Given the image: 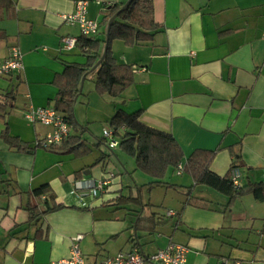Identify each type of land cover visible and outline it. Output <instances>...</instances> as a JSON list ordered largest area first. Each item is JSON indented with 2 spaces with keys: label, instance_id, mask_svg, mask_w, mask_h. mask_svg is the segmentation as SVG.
Returning <instances> with one entry per match:
<instances>
[{
  "label": "crops",
  "instance_id": "1",
  "mask_svg": "<svg viewBox=\"0 0 264 264\" xmlns=\"http://www.w3.org/2000/svg\"><path fill=\"white\" fill-rule=\"evenodd\" d=\"M76 1L0 0V59L12 47L23 55V68L0 78V264L68 257L79 234L86 264L134 248L150 256L172 242L188 248L185 264L225 258L264 264V201L195 186L185 170L154 179L119 145L110 149L103 135L119 111L137 113L141 123L174 137L184 167L196 150L213 151L214 174L225 177L236 164L242 186L264 182V0H152L161 27L153 39L111 43L117 64L138 69L134 83L118 97L100 95L98 66L81 84L70 136L87 152L75 155L38 147L50 129L25 113L54 107L56 75L66 64L86 63L79 45L61 50L63 37L81 36L79 26L62 18L75 11ZM128 1L90 0L88 17L100 23L97 38L107 39L106 8ZM6 130L28 150L10 146L1 135ZM108 178L106 190L87 196L86 205L71 194L77 179ZM44 185L65 207L32 220L33 192ZM119 195L140 196L141 203L117 205Z\"/></svg>",
  "mask_w": 264,
  "mask_h": 264
},
{
  "label": "trees",
  "instance_id": "2",
  "mask_svg": "<svg viewBox=\"0 0 264 264\" xmlns=\"http://www.w3.org/2000/svg\"><path fill=\"white\" fill-rule=\"evenodd\" d=\"M125 4L115 3L106 8L102 26L107 28L109 22L114 18L110 28L108 50L103 62L99 65L96 91L100 95L111 97L120 96L128 87L134 83L133 66L117 64L111 51V43L115 39L133 46L142 41L152 40L156 32L161 28L154 19L152 0H132L130 5L123 9ZM105 39L96 37L87 38L80 36L78 45L86 48L83 55L86 63L66 64L62 74H57L54 84L58 87L57 99L54 107L63 113L73 125V109L76 98L80 93L83 78L94 68L104 54L103 44ZM112 127L120 135L119 148L127 155L135 158L137 168L145 174L157 180H163L169 169H178L184 159V152L174 137L166 132L149 127L139 120V114H127L119 111L111 121ZM124 128V134L118 131ZM2 138L12 147L19 151H27L28 145L17 137L9 135L4 131ZM84 143L80 138L70 136L61 146L48 149L53 152L67 154H84ZM215 155L213 151L196 150L185 164L184 170L190 174L195 186L207 185L227 194L231 199L244 193H251L260 201H264V182L249 186L234 187L231 172L225 177H220L210 171V163ZM233 167H237L234 164ZM37 203L30 209L31 219L63 209L65 205L55 202L54 194L51 193L49 185H44L33 192ZM141 203V197L133 198L119 195L115 204Z\"/></svg>",
  "mask_w": 264,
  "mask_h": 264
},
{
  "label": "built area",
  "instance_id": "3",
  "mask_svg": "<svg viewBox=\"0 0 264 264\" xmlns=\"http://www.w3.org/2000/svg\"><path fill=\"white\" fill-rule=\"evenodd\" d=\"M90 0L76 1L75 11L70 14H63L62 18L71 25L80 28L81 36L91 38L99 35L100 23L88 17V5ZM80 37L66 36L61 40V50L70 51L78 46ZM86 50V48H84ZM23 55L18 47H12L6 59H0V78L10 77L23 68ZM138 69L133 66V71ZM2 99V98H0ZM3 100V99H2ZM25 118L40 123L50 129L46 137L37 143L38 147L51 149L61 146L70 137V122L66 116L55 109V107L30 108L25 113ZM104 138L110 149L119 145L117 131L110 127L104 130ZM184 171V164H179L178 174ZM240 171L238 167L231 169V179L234 187H241ZM110 184L108 179H77L73 182L71 194L78 197L83 205H86L87 196L98 197ZM83 235L79 234L71 239V249L68 257L50 261L46 264H86V260L80 249V242ZM188 248L184 245L170 243L166 248L146 256L138 248L128 252H120L113 257H106L98 264H146L147 262L159 264H185ZM218 264H230L229 259H223ZM239 264V263H235Z\"/></svg>",
  "mask_w": 264,
  "mask_h": 264
},
{
  "label": "water",
  "instance_id": "4",
  "mask_svg": "<svg viewBox=\"0 0 264 264\" xmlns=\"http://www.w3.org/2000/svg\"><path fill=\"white\" fill-rule=\"evenodd\" d=\"M131 1H132V0H129V1L124 5L123 9L127 8V7L130 5ZM115 18H116V17H114V18L109 22V24H108V26H107V39H106L107 43H106V45H105V51H104V54H103L102 58L98 61V63L94 66V68H92L91 70L96 69V68H97V67L103 62V60H104L105 57H106V53H107V50H108L109 32H110V28H111V26H112V24H113ZM85 77H86V76H85ZM85 77L83 78L82 84H83V82H84Z\"/></svg>",
  "mask_w": 264,
  "mask_h": 264
},
{
  "label": "rangeland",
  "instance_id": "5",
  "mask_svg": "<svg viewBox=\"0 0 264 264\" xmlns=\"http://www.w3.org/2000/svg\"><path fill=\"white\" fill-rule=\"evenodd\" d=\"M114 161L117 162V164L119 165V168L121 169L122 166L120 165V163L115 158H114Z\"/></svg>",
  "mask_w": 264,
  "mask_h": 264
}]
</instances>
